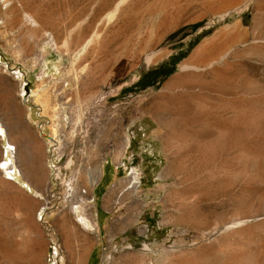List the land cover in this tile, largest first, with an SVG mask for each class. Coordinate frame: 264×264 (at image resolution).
I'll list each match as a JSON object with an SVG mask.
<instances>
[{"label":"rangeland","instance_id":"1","mask_svg":"<svg viewBox=\"0 0 264 264\" xmlns=\"http://www.w3.org/2000/svg\"><path fill=\"white\" fill-rule=\"evenodd\" d=\"M0 135L14 264H264V0H0Z\"/></svg>","mask_w":264,"mask_h":264},{"label":"bare ground","instance_id":"2","mask_svg":"<svg viewBox=\"0 0 264 264\" xmlns=\"http://www.w3.org/2000/svg\"><path fill=\"white\" fill-rule=\"evenodd\" d=\"M127 1L128 0H126V2ZM247 7H248V5H239V6L237 5L235 7H232L230 9L224 11L222 14H220V16H221L220 18L225 19L226 17H228L232 13H235V12H238L239 13V12L243 11L244 9H247ZM120 8H121V6H120ZM98 34L99 33H95L88 40V42L83 46V48L80 51H78V53L75 55L74 61H73L72 66H71V70H69L68 75L73 76L76 80L79 77L78 76L79 73H78V69L76 68V65H77L78 61H80L85 56V54L88 52L89 48L93 45L94 41L97 40L96 38L99 39ZM65 45H67V43H65ZM154 58H155L154 55L148 56L147 57V64L148 65L151 64L154 61ZM181 69L183 71H188V70L201 71L202 70V69H199L197 67H193L192 65H189V64L183 65V67ZM33 96L37 100L36 103L38 102V104L42 107V111L44 113H46L50 109L51 110L53 109V111L55 112V115H53V116H55V117L58 116V111L60 109L58 110L57 105L52 107V104H53L52 103V98L49 95V93H47L44 90L43 91L42 90L41 91H37V92L35 91V93L33 94ZM82 115H83V112H82V110H80V112H78V114H77V120H76V121H78V123L81 122ZM55 132L56 131H54V134H55ZM3 135H0V138H2ZM6 138L8 139V143H7V146L5 147V149L3 151V155L6 154V156H8V157L10 155V157H9L10 162L8 160H3V159L1 161L2 162L3 161L5 162V164H4L5 170H8L9 171V170H12V168L15 166V164H17V160H18V150H17V147L13 144L11 137H9L8 132H7V135L4 136V139H6ZM4 139H2V140H4ZM9 164L13 165V167L11 165H9ZM68 165H69V163H68ZM99 174L101 175V172ZM98 176L95 177L92 174L88 175V177L86 179V182L89 185V187H88L89 189L96 188V186L98 185ZM9 187H10V185H9ZM38 196L40 197V194H38L37 197ZM80 201L81 202H79L78 204H75V205L73 204L71 211H72V213L74 212V213L78 214L77 219L78 218L79 219H78L77 222H80L81 224H83L84 226H86L87 228L90 229V228H92V223H90V221L88 220V218L82 216L81 215V212H80L81 211V207L84 204V199L81 198ZM26 203H24V204H26ZM9 250H10V248H4V247L0 246V256H2V258H3V262L1 264H14L13 261H12V257H9L8 256V251Z\"/></svg>","mask_w":264,"mask_h":264},{"label":"crops","instance_id":"3","mask_svg":"<svg viewBox=\"0 0 264 264\" xmlns=\"http://www.w3.org/2000/svg\"><path fill=\"white\" fill-rule=\"evenodd\" d=\"M86 264H95V260L93 258V254L89 256V258L87 259Z\"/></svg>","mask_w":264,"mask_h":264},{"label":"built area","instance_id":"4","mask_svg":"<svg viewBox=\"0 0 264 264\" xmlns=\"http://www.w3.org/2000/svg\"><path fill=\"white\" fill-rule=\"evenodd\" d=\"M146 250L151 251V249L148 246H146ZM57 252L59 253V251H57ZM57 252H56V256L58 257V255H60V253L58 254Z\"/></svg>","mask_w":264,"mask_h":264},{"label":"trees","instance_id":"5","mask_svg":"<svg viewBox=\"0 0 264 264\" xmlns=\"http://www.w3.org/2000/svg\"><path fill=\"white\" fill-rule=\"evenodd\" d=\"M193 28H195V27H193ZM185 29H187V28H185ZM183 30H184V29H183ZM148 84H149L150 86L153 85V84H151V83H148Z\"/></svg>","mask_w":264,"mask_h":264}]
</instances>
